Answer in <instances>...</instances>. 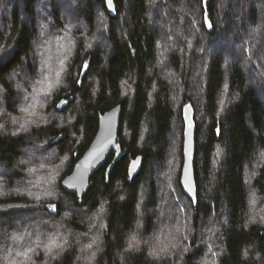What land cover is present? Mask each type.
Returning <instances> with one entry per match:
<instances>
[{"label": "trees", "instance_id": "16d2710c", "mask_svg": "<svg viewBox=\"0 0 264 264\" xmlns=\"http://www.w3.org/2000/svg\"><path fill=\"white\" fill-rule=\"evenodd\" d=\"M60 1L0 0V264H264V0H72L73 20ZM117 105L121 159L78 199L61 183Z\"/></svg>", "mask_w": 264, "mask_h": 264}, {"label": "water", "instance_id": "95a60500", "mask_svg": "<svg viewBox=\"0 0 264 264\" xmlns=\"http://www.w3.org/2000/svg\"><path fill=\"white\" fill-rule=\"evenodd\" d=\"M107 10L110 13L115 11V2L109 4L104 0ZM121 106L117 105L105 112L98 121L97 132L88 149L75 164L72 172L66 176L61 186L67 193L75 195L78 199L83 198L90 188L92 176L101 168L106 166L109 158L113 155L112 161L106 167L105 177L108 180L115 164L121 159L122 150L118 144V131L121 121ZM185 122L183 142V166L180 183L185 195L192 201H196V186L193 173V156L195 151V129L192 123V110L185 107L183 112ZM135 162V163H133ZM142 157L132 160L128 167V174L133 178L141 169Z\"/></svg>", "mask_w": 264, "mask_h": 264}, {"label": "rangeland", "instance_id": "374dc122", "mask_svg": "<svg viewBox=\"0 0 264 264\" xmlns=\"http://www.w3.org/2000/svg\"><path fill=\"white\" fill-rule=\"evenodd\" d=\"M59 5H60V8L62 9V13H63V17L65 18V19H71V20H73L74 18L72 17V13L71 12H73V10H75V6H74V4H73V1L72 0H69V1H67V0H62V1H60V3H59ZM37 8H38V13H39V17H40V23L41 22H43V18H45L46 19V13H45V6L44 5H38L37 4ZM4 9V8H3ZM4 11V10H3ZM6 15V13H5V11L4 12H1V15ZM3 15V16H4ZM67 21V20H66ZM69 21V20H68ZM69 23H70V25L69 24H67V29H69V27H70V29L72 30L73 28H75V25L71 22V21H69ZM81 23V22H80ZM259 27L261 28V29H263V31H264V16H263V14H260V16H259ZM71 30H69V32L72 34V31ZM253 33H255V30L253 31ZM64 34V33H63ZM71 46H72V44L71 45H69L68 47H70L71 48ZM67 47V48H68ZM248 49V51H250L251 50V48H247ZM246 66L247 67H249V66H251V61H249L248 63L246 62ZM0 105H2V101L0 100ZM0 116H2V115H0ZM26 129V128H25ZM174 144H175V141L173 142V146H174ZM172 153V155L174 154L173 152H174V150H172L171 151ZM36 155L37 156H42V157H44L45 155L43 154V152L42 153H36ZM44 167V166H43ZM43 167H41L40 168V171H41V173L45 176V177H48V175L51 173V170H50V168L49 167H45V168H47V170L45 169V168H43ZM31 177L32 178H34V179H36V174H31ZM53 179L52 178H49V180H42V182L40 183V187L42 188L41 189V192L43 193V195H42V197H43V199H47V200H53L54 198H55V196L54 197H52V195H54V194H56V187H55V184H53ZM50 186V188H51V190L49 191V192H47V193H44V188H47L48 186ZM49 188V187H48ZM20 190H23V189H20ZM29 191H31V190H29ZM32 192V191H31ZM3 193V187L1 186V183H0V194H2ZM51 193H52V195H51ZM32 225H34V224H32ZM37 230V229H36ZM36 230H35V232H36ZM32 235H34L33 234V232H32ZM36 238V237H35ZM34 238V239H35ZM29 238L28 237H26L25 238V240L24 241H22V242H20L19 244H15V243H13V246H12V254H13V258L15 259V257H17V258H19L20 260H22V259H28L29 258V256H24V255H22V253H24V252H27L28 251V249L30 248L28 245H30L31 247H32V251H35V250H33L35 247L33 246V245H31V244H27L26 242H28L27 240H28ZM16 241H18V240H16ZM14 242V241H13ZM29 243V242H28Z\"/></svg>", "mask_w": 264, "mask_h": 264}, {"label": "snow or ice", "instance_id": "6c2138e0", "mask_svg": "<svg viewBox=\"0 0 264 264\" xmlns=\"http://www.w3.org/2000/svg\"><path fill=\"white\" fill-rule=\"evenodd\" d=\"M108 3L109 4H111L112 3V0H108ZM210 26V25H209ZM85 67H87V64H85ZM57 75L59 76V73H57ZM63 103V102H62ZM59 107V106H58ZM22 111H28V109L27 108H25V109H22ZM35 113H29V115H34ZM133 163H135V162H133ZM21 239H23V237L22 236H15V237H13V240H21ZM185 239H186V237H185ZM169 243H171V242H169ZM59 245H57L56 244V241L55 240H52L50 243H49V245L47 246V248H48V251H49V253H51L52 252V250H53V247H58ZM174 246V245H173ZM89 247H91V246H89ZM161 251H163L164 249L162 248V249H160ZM30 251H32V249H28V252H30ZM28 252H24V253H22V255H24V256H27L28 255ZM10 264H16V261H10Z\"/></svg>", "mask_w": 264, "mask_h": 264}]
</instances>
